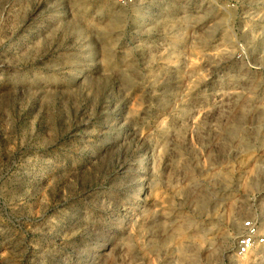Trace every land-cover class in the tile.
Wrapping results in <instances>:
<instances>
[{"label":"rangeland","instance_id":"374dc122","mask_svg":"<svg viewBox=\"0 0 264 264\" xmlns=\"http://www.w3.org/2000/svg\"><path fill=\"white\" fill-rule=\"evenodd\" d=\"M0 0V264H264V0Z\"/></svg>","mask_w":264,"mask_h":264},{"label":"built area","instance_id":"2783aa9c","mask_svg":"<svg viewBox=\"0 0 264 264\" xmlns=\"http://www.w3.org/2000/svg\"><path fill=\"white\" fill-rule=\"evenodd\" d=\"M117 5L126 6L128 0H114ZM243 234L240 236L237 245V254L246 256L256 248L264 246V231L260 232L259 228L251 221L243 224Z\"/></svg>","mask_w":264,"mask_h":264}]
</instances>
